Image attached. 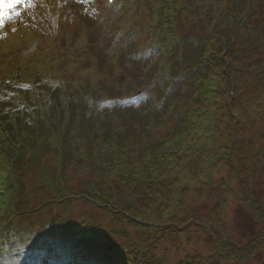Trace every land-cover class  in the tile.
I'll return each instance as SVG.
<instances>
[{
    "label": "rangeland",
    "instance_id": "rangeland-1",
    "mask_svg": "<svg viewBox=\"0 0 264 264\" xmlns=\"http://www.w3.org/2000/svg\"><path fill=\"white\" fill-rule=\"evenodd\" d=\"M125 1L116 0L114 5L108 6L104 0H31L30 6L19 5L16 11L20 15L14 16L13 19L6 22L3 28H0V83L6 81V79H10L12 83L9 86L16 85L21 79L13 78V74L16 73V76L20 77L19 75L22 72L30 73L33 71L34 74L40 75L38 77L33 74L36 77L34 83L35 81H42L44 84L41 90L29 94V97L34 101L32 104L39 108V114L43 113V116H45L48 111L46 105L51 101L50 95L46 91L47 86L54 91L53 93L56 91L59 94V98H55L54 101L59 103L64 113L66 110L63 108L64 105L60 103V98H65L67 102L66 95H68L69 97L71 96V99H78L76 102L77 108L79 112H82L83 116H91L90 112L94 110L93 113L96 114L93 116L94 122H88L92 126L98 127L102 125L114 131H120V129L129 131L131 134H128V136L130 137H126L125 139H132L137 144L139 143L140 146L147 141L149 142L147 134H142L141 131L144 129V126L148 130L153 131L155 128H153V124L148 120L146 115L147 111L144 110L145 107L136 108L137 103H134V100H128V105H133L134 108L127 107L124 110L118 111V113L123 114L119 118H117L115 112L105 114V112H99L97 110L101 109L99 108L101 106L110 107L112 105L108 98L102 96V90L98 88L102 80L105 82L114 80L115 82L116 78L119 79L120 76L121 81H123L124 77H129L130 83L128 84L131 85L135 81L134 76L142 73L144 76V84L140 86L142 83L140 80L138 85L145 94L151 93L152 90H159L160 79L170 82L169 76H167L168 74L164 75L166 71L161 73L163 75L162 78L157 79V76L153 78L155 69L159 68L160 63L163 62V59L158 60L154 58L158 47H160L158 41L160 36H157V32L156 37L152 34L155 23L157 22V17L154 15L155 8L161 6V4L153 0L152 8L148 10L145 8L146 5L142 0H128L127 5ZM134 1L137 4L135 10L133 8ZM203 1L207 0L199 1L198 10H194L193 15H191L192 17L181 16L182 19L184 18V24L192 21L195 29L198 31L197 35L203 30L201 29L202 24L198 25V20H202L204 24V14L207 9L211 8L207 5L202 7L201 3ZM214 1H219L225 6L231 2V0ZM258 1L260 0H245L244 3L245 7L251 5L252 12L250 13L255 14V16H252L254 20L251 19V23L254 24L261 18V22L264 25V4L260 5ZM209 3V5H213L211 2ZM213 8V12L214 10L217 11L215 7ZM150 14L151 17H149ZM25 16L33 18L31 21H27L29 23L27 26L22 24L21 21ZM92 34L95 40L98 37L100 40L98 39L99 41L94 42L91 36ZM114 36L120 39L112 43ZM164 38L167 39L168 36L165 35ZM173 43H175L174 38H172L170 43L168 40L165 41V45H171ZM163 48L165 47L163 46ZM167 48H165L166 51L169 50V46ZM262 49L264 50V46ZM201 55L203 58L206 57L204 53ZM168 57L166 58L168 61L167 67L171 65L169 58L171 60H176L177 58H171L172 56ZM189 57L190 63L196 64L204 61L197 55H191ZM255 60V58H249L252 64ZM57 61L62 65L60 73ZM87 61H90L88 68ZM178 61L179 59L176 60V62ZM258 62L263 64L262 68L264 69V51L262 58H259ZM56 63L58 70L56 69ZM164 63L166 64V62ZM98 64H103V66L99 68L96 66ZM146 71H150L151 75L149 77L147 74L145 75ZM182 71L184 70L182 69ZM53 73L59 74L54 75ZM22 75L26 78L25 73ZM64 80L65 82L63 83ZM154 80L156 81L155 83H153ZM60 86H64V91L60 89ZM118 89V91L114 89L118 93L117 99L124 97L135 98L134 94H136V90H130L125 84L120 85ZM257 97H259L258 100L260 102L264 101V89L260 90ZM173 100L175 101V99ZM158 102L159 99L157 98ZM169 103L172 105L174 102L170 101ZM179 103L182 104L181 99ZM59 106L58 109L62 111ZM237 113L242 119L250 122L249 111L245 112V110H242V112L237 111ZM4 116L5 114L0 113V144L1 146L11 145L14 147V140L11 137L14 135L15 129L9 128L6 133L1 120ZM15 119L14 117L9 122L14 124ZM39 119H42V117L39 116ZM81 123H83V119ZM35 126L38 128L37 124ZM245 126L244 131L240 135L244 136L242 137L245 140L244 142L246 140L251 142L249 146L252 150L246 148L244 151V160L238 162L243 171L242 177L245 179L244 185L242 184L244 179L239 178L240 176L236 173L237 171L232 172L231 168L225 162H222L217 168H211L212 172L206 176L209 183L215 180L217 185V187H211V197L208 195L205 197L207 199L204 198L198 202L192 199L194 202L191 201L182 211L184 213L188 210L190 214L194 212L209 213L213 218L214 216L220 217V222L224 220L223 225L221 224L222 226H220L223 229V233L226 234L231 242L238 245L247 241L248 238L251 239L255 229L260 230L264 228V174L260 175L259 169H257L256 173H252L248 169L250 164L252 166L256 164L255 156L253 155L258 147H262L261 144L263 142L259 140L262 133L256 126ZM137 131H140L142 140L139 135L135 137L132 134ZM77 144L80 146L79 151L81 153L87 150L86 143L79 140ZM37 145L38 142H36ZM76 150V147L69 148V155L71 156L69 168L75 171V177L69 179V181L70 184L80 183L79 185L83 186L87 181H91L93 177L89 172L91 170L89 168L86 169L87 165L81 164L77 160L80 157L77 155ZM5 152L7 153V151ZM226 152L223 158L228 160L229 157ZM219 153L221 154V152ZM11 155L13 164L17 165L20 160L17 159L16 153L13 152ZM211 157H213V154L208 158ZM249 159L251 161L247 162ZM201 160L204 159L201 158ZM50 163L48 161L47 166L49 168L40 173L37 171L38 169L35 163L30 164L28 168L22 166V169H25V171L22 172V175L20 174L19 180H22V188L25 190L26 195H29L27 201L31 200V204H34L35 200L39 201L41 199V193L45 191V183L53 179V166H50ZM242 165L247 167V169L242 168ZM90 166L91 168L98 167L95 162L90 163ZM192 166L198 167L199 165L197 163L192 164ZM45 177H47L46 180ZM187 179L182 180L190 185V187H193L194 184H198L199 182L195 179L190 182ZM243 186L246 190L245 193L242 191ZM85 189L82 188L79 191H84ZM201 189L205 190V186ZM203 193H206V191H203ZM245 194L249 195V199H254V202L260 210L252 202L249 208V204L241 200L247 198L243 197ZM215 200L218 201V205H216ZM30 203H27V206ZM80 206L83 208L87 207L86 205ZM257 211H260V213L258 214ZM6 216H3L1 219L2 224L9 223L11 225L13 223L22 233L23 238H26L34 230H31L35 223L33 216L20 215L17 218L13 217L15 218L13 220L5 218ZM5 230H0V254L2 255L3 261L6 262V257L3 258V256L9 253L8 243H6L9 242L7 241L9 240V234L7 232L8 230ZM194 240L193 237H190L189 241H192V244H186L184 241L180 245L176 244L171 247L161 244V249L158 252L159 256L162 253L164 254L166 248H171V251L174 253L169 259H165L163 263L175 264L177 259H181L182 257L178 251L183 245L187 250L202 251L204 255H208L207 245L203 241ZM256 248V252L253 253L254 259H250L242 264H259V262H264V246L259 244ZM15 249L19 253V248L16 247Z\"/></svg>",
    "mask_w": 264,
    "mask_h": 264
},
{
    "label": "trees",
    "instance_id": "trees-1",
    "mask_svg": "<svg viewBox=\"0 0 264 264\" xmlns=\"http://www.w3.org/2000/svg\"><path fill=\"white\" fill-rule=\"evenodd\" d=\"M224 12L213 30L211 52L207 55L209 61L204 67L202 65L200 73L196 70L195 73L188 71V74L186 71L184 79L181 80V84H184L196 75L198 84L205 87L196 103L192 106L184 104L182 108L174 106L169 114H166L167 106H162L156 116H151V120L156 122L160 120L158 126L167 127L165 135L153 138L149 144H146L147 146L138 148L135 144H124L119 142L118 136L115 135L114 138L106 137L97 147L102 152V160L106 164V168L101 170L99 175L102 176L106 170V176L102 177L109 178L112 182L115 179L119 180L120 189L118 184H113L117 186L115 188L112 185L114 193L110 191L111 188L107 189L109 204L115 209L114 211H117L116 217L121 218L131 231H126L117 225L121 220L111 219L110 227H104L100 223L92 224L94 229L90 230L94 231V234L92 236L84 234L82 241L94 246L99 255L110 260L111 264H162L165 253L159 256L158 247L165 241H167L166 246L170 245L173 239L183 235L193 237L196 241H203L207 245L209 254L186 250L185 247L181 251L182 258L177 259L175 264H242L250 259L253 260V253L256 252L259 244L264 246V228L258 230L245 243L238 245L231 242L223 233L220 226L223 225L224 220L220 222V217L213 218L209 213L202 212L190 214L188 210L182 213L191 201L194 202L192 199L198 202L208 195L211 197V187L217 185L215 180L209 183L206 176L212 172L211 168H217L220 163L228 162L232 166L227 165L231 171H237L239 178L244 179L238 162L244 160L246 148L252 150L249 146L251 142L248 140L244 142L242 138L244 136L240 135L245 125L258 127L262 133L259 140L263 142L262 147H258L253 155L256 164L252 166L249 163L248 169L252 173H256L259 169L260 175L264 174V101L260 102L257 97L260 90L264 89V72L256 70L255 74L254 71V68L261 66L258 59L262 53H257L255 47L237 44L241 41V37L239 31L232 28L231 20L235 22L238 15H243L238 3L236 7L233 5L231 10ZM224 25L225 29L222 32ZM186 40L187 37L184 36V43ZM248 40L254 41L252 38H247L246 41ZM197 42L200 43V39ZM236 46L237 51L234 50ZM173 52L181 55L177 48ZM183 58L186 59L185 56ZM249 58L256 60L252 64ZM177 84L174 86L175 89ZM193 88L189 89V92L194 91ZM242 110L249 111L250 122L238 115L237 111L242 112ZM1 120L6 133L9 128L15 129L12 136L15 139V146L7 145L5 149L1 148L3 156L8 157L7 153L11 155L18 148L19 155L27 153L25 151L27 148L22 143L23 138L18 137L17 134L19 129L25 127L20 125V122L17 123L16 119L14 124L5 116ZM117 133L119 136L124 134L122 131ZM59 142H62V139H59ZM225 152L228 153V160L223 158ZM212 154L213 157L208 158ZM250 161L251 159L247 162ZM197 163L198 167L192 166ZM242 168L247 169L244 165ZM62 175L61 172L60 188L66 191L67 181L63 180ZM185 178L190 182L193 179L199 182L190 187L182 180ZM244 183L245 179L242 184ZM139 185L146 189L145 201L131 202ZM203 186L205 190L201 189ZM242 191L246 192L244 186ZM243 197H247L241 200L249 204V208L251 202L257 207L254 199H249V195L245 194ZM93 199L96 200L95 197ZM129 201L131 204L128 203ZM215 202L218 205V201ZM257 208L260 210L259 207ZM257 213L259 214L260 211ZM54 224L58 226L59 222ZM57 229L58 234H64V227ZM44 232V238L49 242L48 253L56 261L60 262L70 257L69 254H73L71 250L78 248V238L70 237L72 244L65 246L58 237H54L53 227L46 228ZM55 242L60 244L61 249H53ZM186 243L192 244V241L188 239ZM78 249L81 251L80 247ZM81 257L86 259L82 251Z\"/></svg>",
    "mask_w": 264,
    "mask_h": 264
},
{
    "label": "snow or ice",
    "instance_id": "snow-or-ice-1",
    "mask_svg": "<svg viewBox=\"0 0 264 264\" xmlns=\"http://www.w3.org/2000/svg\"><path fill=\"white\" fill-rule=\"evenodd\" d=\"M111 2V0H109ZM31 0H0V28L6 25V22L13 19L14 16H19L16 11L19 5L30 6Z\"/></svg>",
    "mask_w": 264,
    "mask_h": 264
}]
</instances>
